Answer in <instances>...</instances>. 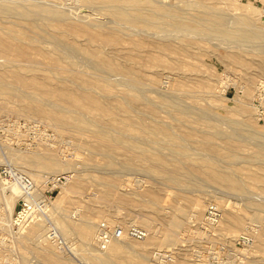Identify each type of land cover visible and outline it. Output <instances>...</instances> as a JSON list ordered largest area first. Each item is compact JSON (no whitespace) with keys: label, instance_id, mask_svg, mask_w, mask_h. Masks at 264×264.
I'll use <instances>...</instances> for the list:
<instances>
[{"label":"rangeland","instance_id":"obj_1","mask_svg":"<svg viewBox=\"0 0 264 264\" xmlns=\"http://www.w3.org/2000/svg\"><path fill=\"white\" fill-rule=\"evenodd\" d=\"M11 1L26 5L38 0H3L2 2ZM46 1L48 2L49 0H44L45 3H42L43 0H39L38 2H41V4L46 7H54L63 13L65 12L64 14L71 21L78 23L85 22L86 20L84 19L86 18H83L81 15L84 12H88L89 17L96 23H102L103 29H108V27L117 25L115 19L108 14L106 6L102 4L95 3L88 6L83 0H80L82 2L79 0H65V2L64 0H50L51 2L49 1V4ZM161 1L169 6L183 8V14L187 17L192 16L195 12L198 13L199 10H195L188 5L195 0ZM61 4L62 6H60ZM228 4L230 8L226 6ZM232 4H236L235 8L230 6ZM80 5L83 6L81 7ZM74 6L76 7L74 8ZM217 6L221 7V11H226L223 12H225L226 17L229 19L232 18L234 14L237 17H244L240 15L244 10L239 8V6L255 8L257 12L255 11L252 13V17L256 19L259 25H263L262 27H264V0H217ZM67 7L70 9H66ZM71 8L74 10H71ZM227 8L230 11H228ZM75 9L80 11L77 12ZM76 12L77 14L75 15ZM75 16L76 18H74ZM39 22L41 23L42 20H39ZM231 25L235 27L234 24ZM8 27L26 31L30 35H36L35 30L32 31V29L28 27V21L26 19L0 14V31L7 33L9 31ZM124 30L127 31V29ZM138 32H141V36H145L146 33L154 35L158 33L160 36L161 33L154 30L149 31V29L145 28ZM166 32L172 34L177 40L182 39L187 42L186 52L181 51L177 54L166 53L165 57L168 61L173 62L174 65H178V62H182L184 65L173 69H162L159 67L155 70L153 68L145 72L146 74L143 80L144 94L146 93L145 95L148 98L156 101L172 99L183 108H186V106L189 107V105L191 106L190 109L186 108L185 113L181 115L171 108L163 106L160 108V114L156 119L162 121L161 123L163 124H170L169 133L175 137L172 140H168L167 146H159V143L164 138L160 136L153 138V136L142 133V139L138 138L137 140L130 138L137 144L135 150L129 152L126 146H117V148H115L117 160L120 163L127 161L131 163L134 162L137 166V170L131 169L124 164L122 165L124 167L118 164L119 166L117 165L114 169L103 168L98 165L100 164L98 162H101L104 157L101 154L92 152V147L98 145L97 138L94 139V135L102 129L97 118H93L90 128L82 132L84 135L74 128L60 125L56 127L54 125L51 126V122L44 118L42 114H26V112H29L31 109L30 100L27 98L21 100L12 99L10 96L3 94L0 89V102L4 106V109L0 111V180L5 177L2 173L4 168L16 172L20 171V173L22 171L23 174L29 177L30 175L26 171H32L35 174L44 176L42 179L38 178V180H40L37 182L39 183V187L36 184L38 192H42H39L40 197H43L45 194L49 197V200L46 201L45 204H42L43 208H37L34 213V217L43 216L40 218L43 219L42 225L44 227L42 228L44 230L46 229V231L43 232L46 245L39 240H28L26 243L25 238L19 237V234L22 231L21 234H26V231L30 228V224H26V228L23 225L18 226L13 223V218H15L16 212L20 209L19 200H16L12 214L8 213V211L10 212V208L7 202H5V197L10 195V193L9 191H2L0 188V264H47V262L41 258V251H44V249H42L44 245L50 249V253L53 254L55 252L56 255L58 253L59 257L62 255L60 258L67 264H224L225 262L228 264H264V254L260 247L261 245H259L258 235H256L254 243L248 251L249 253L246 252L247 255L245 254L244 258L243 256L238 258L232 255L231 252L229 254L226 251L220 254L217 253L220 251V246L233 244L238 238L243 236V232L250 229V214L255 212L257 214L254 218L264 221V210L260 209L261 207L258 205L264 202V187H258L252 184L248 180L246 174L247 170L257 172L262 167L264 168L263 161H255L254 163L247 161V154L256 151L258 145H264V44L262 45L263 42L260 39H253L257 43L256 44L252 40L235 42L228 38L210 36L205 33H190L187 35L186 32L177 30H168ZM176 34H178L179 38ZM250 41L255 44H252ZM258 41L260 42L258 43ZM116 43L120 48L121 54L123 53L127 56L129 51L127 37L124 36L122 41ZM121 59L123 60L125 57ZM6 64L5 57L0 54V68L7 67ZM82 66L86 65L83 64ZM40 67V70H38L40 74H49V71L45 69V64H41ZM77 72L76 70L75 73ZM149 75L156 78L155 84L150 82ZM184 75L187 77L185 80L189 85V89L192 91L198 90L196 84H199L201 79L211 80L214 91L210 94L202 93V96L199 97L186 96L184 93L183 96L182 92L178 93L176 96H170V90ZM118 76L120 78H118ZM109 78L117 88L114 90V95L119 94V91L127 88L120 74L112 73L109 75ZM48 82L52 87L76 86L73 80H58L55 76H52V78L50 77ZM15 84L19 85V83ZM43 95L44 94L39 92L36 93V96L39 98ZM61 103L65 106L67 105L64 102ZM201 110H205L203 111L204 113L210 114L206 115L205 113L206 118L204 121L199 119V113L202 112ZM188 111L190 112L187 113ZM100 117L101 116L98 115V118ZM145 117L147 118L148 116L146 115ZM231 118L242 120L244 123L240 128L242 131H240V129L233 131L236 139L232 142L214 137L213 147H204L200 140L208 134V131H212V128L206 124H217L224 130L232 132L234 127H232L233 125L228 121ZM147 119L152 120L149 117ZM110 132L119 137H124L129 131L125 129H111ZM187 132L194 133L193 140L187 141ZM235 132H238L239 135ZM237 136L241 138L239 139ZM95 143H97V145ZM39 144L41 146H39ZM231 144H234V149L239 154V158H227L225 156V154L231 152V148H233ZM43 147L49 148L50 152L55 151L53 152L54 157L59 161L63 160L67 162L66 160H69L70 164L67 162L68 164L61 169L62 171L59 170L54 173H50L39 165L35 167L29 165V167L28 160ZM51 147L52 150H50ZM174 148H185L193 153L194 156H202L205 160L215 163L218 167L227 170L234 178V186L238 184L242 185L245 191L243 193L237 192L223 183H217L209 179L206 175H201V177L198 178H196V175H193L192 178L182 176L177 182L169 181L163 175L154 174L149 171V164H151V160L153 159L147 158L148 161L147 159L145 160L138 151L140 149H146L147 155H151L153 152H159L158 154L160 155L173 157L170 152H172ZM96 157L98 158L96 159ZM97 160L99 161L97 162ZM94 162H96L99 167ZM93 163L97 166L96 168L93 167L95 166ZM170 163L171 165L179 167L180 171L183 173L189 172V170L196 172L195 169L192 168L191 163L185 159H177V161L172 160ZM183 164L185 166H183ZM17 168L19 170H17ZM140 168L144 169L140 170ZM110 170H115L116 172L112 173ZM60 177L62 181L53 194H51L50 191L53 185L50 181L52 178ZM202 179L206 181H202ZM79 180L82 182V187H74V183ZM106 188L112 189L116 198L114 196L106 198L104 195V190ZM198 197H201L205 201L206 207H204L201 212H196L193 207V202ZM53 201L59 202L60 205H62L61 208H65L67 217L76 223L82 221L80 219H83L86 215L88 210L86 208L93 205L94 212H96L95 214L93 213L94 218H96V221L94 219L96 222H94V234L96 235L99 226L107 222V224L112 227L121 226L125 228L128 227V225H135L142 229H146L147 227L143 225L141 218L143 219L145 216L150 217V219H152L150 220V228L148 229L150 236H146L147 238L145 239L121 238L124 241H128V244L126 243L127 253H124V256L110 262L97 259L96 263L91 256H94L97 250L93 249L98 247L97 252L100 253L98 254L99 256H106V254L109 253L108 250L99 247L96 238L92 239V245H87L88 243L82 239L75 229L76 233H74L73 229L68 233H65L60 228L58 229L59 225L55 222V218L59 215L58 212L60 213L63 209L60 210V208H58V210L55 207L53 210L54 207L51 205ZM219 201L222 202L220 203V208L221 211L223 210L221 225L225 224V228L229 232H234V235L238 236L235 241H232L233 243L225 241L227 232H223L222 235L224 236L218 234L220 233L218 232L220 228L218 224L211 225L206 221L205 217L208 206L216 202L219 203ZM255 203L258 204L256 205ZM50 205L52 207H50ZM228 205L235 208L237 212L239 211V207L245 209L246 212L248 211L245 223L241 227L235 224V215L230 222L228 221V213L225 211ZM47 207H50L49 209L51 210ZM179 208L183 210L181 214V218L184 221L182 232L179 234L178 239H176L177 241L169 245L161 244L164 233L170 230L168 220L176 212H179ZM4 222L10 223L11 225L5 224ZM43 229L42 231H44ZM204 229L206 230L204 231ZM155 230H158V235ZM20 238L22 239L20 240ZM215 247L216 249H212ZM102 250H105V252L107 251V253ZM156 251H167L170 254L172 253L173 258L171 257V261L167 260V262L160 261L155 255ZM138 252H140V254ZM90 257L94 261H92ZM233 258L236 261L233 260ZM240 258L244 261L243 263ZM231 260H233V262L229 263Z\"/></svg>","mask_w":264,"mask_h":264},{"label":"bare ground","instance_id":"obj_2","mask_svg":"<svg viewBox=\"0 0 264 264\" xmlns=\"http://www.w3.org/2000/svg\"><path fill=\"white\" fill-rule=\"evenodd\" d=\"M2 1L3 0L0 1V14H7L8 16L26 19L28 21V27L32 29V31L35 30L36 32V35H30L26 31L17 30L16 28L14 29L12 27H8L9 31L7 33H3L2 31H0V54L5 57L7 63V67L0 68V89L2 90V93L10 96L15 100H21L23 98H27L28 100H30L31 109L29 112H26V114H42L44 118L51 122V126L54 125L56 127L60 125L68 128H74L78 130L82 135H84L82 133L83 131H87L90 128L92 119L97 118L102 129H100L99 132H96V134L94 135V139L97 138L98 145L97 143H95L97 146L92 147V152L101 154L104 157L101 162H98L100 158L99 160H97V162L100 163L98 165L103 168L114 169L118 164H120L121 166L124 164L131 169H136L137 166L134 162L131 163L130 161H127L124 163H120L115 156V148H117V146H126L129 152L135 150L137 144L130 138H134L137 140L138 138L142 139V133L153 136V138H157L159 136L164 138L159 143V146H167L169 142L168 140H172L175 137L169 133L170 124H163L161 123L162 121H158L156 119L160 114V108L162 106L171 108L180 115L185 113L186 108L190 109L191 105H189V107L186 106V108H183L172 99H162L156 101L154 99L148 98L145 95L146 93L144 94L143 80L144 75L146 74L145 72L153 68L155 70H157V68L159 67H161L162 69H173L182 67L184 65L182 62H178V65H174L173 62H170L165 58L166 53L177 54L181 51L186 52L187 50V42L183 41L182 39L177 40L176 37H173L172 34L166 31H183L186 32L187 35H189L190 33H205L210 36H220L222 38H228L235 42L248 40L254 41L253 39H260L263 42H261L262 45L264 44V27H262L263 25H259L256 19L252 17V13L256 11L255 8L248 6H239V8H242V10H244V12L240 14L244 17H237L234 14L235 16L233 15V17L229 19L226 17V11H221V7L217 6V0H195L194 2L189 3L188 5H190L193 9H199L198 13L195 12V14L190 17H187L183 14V8L169 6L161 0H83L88 6L95 3L106 6L108 14L115 19V22H117L116 26L108 27V29H103L102 23H96L92 18H90L88 12H84L81 15L83 18H86L84 19L86 21L78 23L69 20V18L64 14L65 12L63 13L62 11L54 7H46L42 5L41 2H38L39 0L26 5L18 4L20 2L15 3L12 1ZM49 1L46 2L49 4ZM42 3H45L44 0ZM62 4L60 6H62ZM235 5L236 4H232L230 6L235 8ZM226 6L228 7L229 4ZM75 7L76 6H74V8ZM228 8L227 10L230 11ZM66 9L69 10L70 8L67 7ZM72 9L73 8H71V10ZM76 11L79 12L80 10ZM77 12L75 13V15L77 14ZM74 18H76V16ZM39 20H42V24L39 22ZM231 24H234L235 27H232ZM144 28L149 29V31L154 30L157 32H161L162 34L160 33L159 36L158 33H155V35L146 33L145 36H141V32L138 31H141ZM124 29H127V31ZM124 36L127 37L129 44V51L127 53V56L123 53L121 54L120 48L116 43L122 41ZM176 36L179 38L178 34H176ZM259 42L260 41H258V43ZM122 57H125V59L122 60ZM41 64L46 65L45 69L49 71V74L47 73L42 75L39 73L38 70H40L39 68H41ZM83 64H85L86 66H82ZM76 70L78 71L77 73H75ZM112 73H117L118 75L120 74L127 86V88H125L124 90L119 91V94H116L117 96L114 95V90L117 89L116 85L112 83L109 78V75ZM52 76L57 77L58 80H73L76 86L52 87V85L48 82V80H50V77L52 78ZM149 76L150 82L152 84H155L156 78L152 75ZM118 78L120 77L118 76ZM186 78L187 77L185 75L182 76V79H180V81H178V83L173 86V88L169 92L170 96H176L178 95V93L182 92V94L184 93L186 96L199 97L202 96V93L210 94L214 91L212 86L213 84L211 80L208 79H201L199 81V84H196L198 90L192 91L191 89H189V85L185 80ZM15 83H19V85H16ZM38 92L44 95L39 98L36 96V93ZM96 92L99 94H97ZM61 102H64L67 105L65 106ZM3 109L4 106L1 103L0 111H2ZM203 111L199 113V119L204 121L206 118V112L204 113ZM189 112L190 111H188L187 113ZM207 114L209 113H206V115ZM98 115L101 117L98 118ZM146 115L152 120L147 119L148 117L146 118ZM228 121H230V123L233 125L232 127H234L232 132L224 130L217 124L207 123L206 125L211 127L212 131H208V134H206V136H204L203 139L200 140L202 145L204 147L212 148L214 145V137L233 142L236 139L233 131L240 129L244 125V123L242 122V120L232 118ZM111 129H125L129 132H127L124 137H119L114 133H111ZM240 131H242V129H240ZM235 133L238 134V132ZM193 137V132L186 133L187 141L193 140ZM238 138L240 139L241 137ZM39 146L41 145L39 144ZM231 146L233 147L231 148V152H228L227 154H225V156L227 158H239V154L234 149V144H231ZM263 146L258 145V149L256 151L247 154V161L251 163H254L255 161L264 162ZM50 150H52V147ZM138 151L140 152V154H142L145 160L147 158L153 159L151 160V164H149V171L154 174L163 175L169 181L177 182L179 181V179H181L182 176L192 178L193 175H196V178H198L201 177V175H206L209 179L217 183H223L229 188H233L237 192L243 193L245 191L242 185L238 184L237 186H234V178L230 172L218 167L215 163L205 160L202 156H194L193 153L185 148H174L172 152H170L172 153L173 157L160 155L158 154L159 152H153L151 155H147L146 149H140ZM53 152H50L49 148L43 147L41 150L36 152L31 159L28 160V166L32 165L35 167L36 165H39L50 173L61 170L65 165L69 163V160H66L68 163L63 160L59 161L56 157H54ZM97 158L98 157H96V159ZM127 159L132 160L130 158ZM177 159H185L189 161L192 165V168L195 169L196 172L189 170V172L183 173L180 171L179 167L171 165L170 161H177ZM94 163L96 164V162ZM96 165L93 167L96 168L98 166ZM185 165L183 164V166ZM141 169L144 168H140V170ZM17 170L19 169L17 168ZM26 172L30 175V178L35 183V185L37 184V186L39 184L37 182L40 181L38 180V178L42 179V177H44L29 170ZM111 172L113 173L116 171L112 170ZM246 174L248 180L252 184L257 185L258 187H264L263 167L257 172L247 170ZM204 180L202 179V181ZM73 186L82 187L81 180L74 183ZM0 188L2 189V191H9L10 193V195H7L5 197V202H7L10 208V212L8 211V213L12 214L16 200H19V198L22 196L21 189L18 183L15 182L11 176H5L1 178ZM36 192L38 194L41 191L38 192V188H36ZM38 195L40 196V193ZM104 195L106 198H110L112 196L116 198L113 190L110 188H106L104 190ZM220 203L222 202L219 201V203H214L221 212L217 223L208 224H218L220 226V228L218 229V232L220 233L218 234L222 235L223 232H227L225 241L233 243L232 241H235L238 236L234 235V232H229L225 228V224L221 225V220L223 219V210L221 211ZM255 204L257 205L258 203ZM51 205L54 207L53 210L55 209V207L57 209L60 208V210L63 209L61 208L62 205H60L59 202L57 203L56 201H53L51 202ZM51 205L50 207H52ZM258 205L261 207L260 209L264 210V202ZM50 207L47 208L49 209ZM193 207L196 212H201L204 207H206L205 201L201 197H198L194 200ZM181 208H179V212H176L168 220L170 224V230L166 231L164 233V236L162 235L163 237L161 239V244L169 245L177 241L176 239H178V236L182 232L181 230L184 227V221L181 218V214L183 211L182 209L184 208ZM86 209H88L87 213L83 219H80L82 220L80 223H76L70 220L65 213V208L60 213L58 212L59 215L56 216V221L54 217L53 220L59 225V227L57 225L58 229L60 228L65 233L71 232L72 229H75L82 237V239H84V241L88 243L87 245H89L91 244L92 239H97L96 234H94V224L96 223V218H94L93 216V213L95 214L96 212H94L93 205H90ZM238 210L239 211L237 212L235 208L228 205L225 211H227L228 213V221L230 222L232 217L235 215V224L238 227H241L245 223L248 211L246 212L245 209L240 207L238 208ZM35 212L36 211H33L23 224V226L25 227L26 224H30V228L28 229V231H26L27 233L21 234L23 232L22 231L20 232L19 237L25 238L26 243L28 240H39L40 242H44V244L46 245V241L43 236V232H45L46 229L44 230L42 228L44 226L42 225L43 219H41L43 216L34 217ZM256 214L257 213L255 212L250 214V229L243 232V235H249L253 238V242L247 249V252L253 245L256 235H258L259 245H261L260 247L262 248L264 254V221L255 219L254 216ZM141 220L143 225L147 227V230H144L147 232V236L149 237L150 234L148 229L150 228V220L152 219L145 216L143 219L141 218ZM42 229L44 231H42ZM75 230L74 233H76ZM205 230L206 229H204V231ZM21 239L22 238H20V240ZM123 239H130V237L126 236ZM123 239L113 238L108 247L105 248L109 253H107V251L105 252V250H102L107 253L106 256H99L98 254L100 253L97 252L98 247L96 246L97 248L93 250L97 251L94 256L92 255L91 257H93L95 262L97 263V259H100L104 262H110L124 256L123 254L127 253L126 243L128 241H124ZM45 245L43 248L41 247L42 249H44V251H41V258L45 262H47V264H67L62 260V258H60L62 257V255L59 257L58 253L57 255L55 254V252L53 254L50 253V249ZM138 253L140 254V252ZM234 258L233 260H235ZM233 260L229 261V263L233 262ZM240 260L242 263L244 262L242 258H240Z\"/></svg>","mask_w":264,"mask_h":264},{"label":"built area","instance_id":"obj_3","mask_svg":"<svg viewBox=\"0 0 264 264\" xmlns=\"http://www.w3.org/2000/svg\"><path fill=\"white\" fill-rule=\"evenodd\" d=\"M2 173L5 176H11L13 180L18 183L21 189L22 196L19 198L18 202L20 205V209L16 212L15 218L13 219V223L18 226L23 225L27 220L28 216L33 211H36L37 208L42 207V204H45L46 201L49 200V197L46 194L43 197H40L36 192L35 183L26 174L16 172L14 170H9L7 168H4L2 170ZM61 181V177L52 178V180L50 181V183L53 185V188L50 191L51 194H53L55 189L58 188V185ZM220 215L221 212L219 208L215 204H211L208 206L206 211V221L208 223L215 224L217 223ZM96 236V240L98 241L99 246L102 249H105L108 247L109 243L112 241L113 238L121 239L128 236L130 238L145 239L147 236V232L144 229L135 225H131L124 228L121 226L112 227L107 223H102L98 228ZM252 242V237H250L249 235H243L238 238L233 244L224 243L227 245L220 246V251L217 253L220 254L226 251L229 254L231 252L232 255H235L237 257L244 256ZM212 249H216V247ZM155 255L160 261L164 262H167V260H171V257H173L172 253L170 254L167 251H156Z\"/></svg>","mask_w":264,"mask_h":264}]
</instances>
